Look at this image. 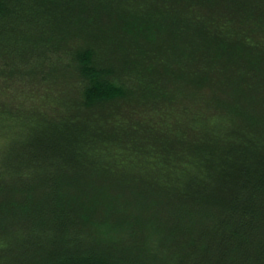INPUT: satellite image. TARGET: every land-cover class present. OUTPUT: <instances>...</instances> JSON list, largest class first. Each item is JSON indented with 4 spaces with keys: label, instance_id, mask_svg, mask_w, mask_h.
<instances>
[{
    "label": "trees",
    "instance_id": "1",
    "mask_svg": "<svg viewBox=\"0 0 264 264\" xmlns=\"http://www.w3.org/2000/svg\"><path fill=\"white\" fill-rule=\"evenodd\" d=\"M0 264H264V0H0Z\"/></svg>",
    "mask_w": 264,
    "mask_h": 264
}]
</instances>
